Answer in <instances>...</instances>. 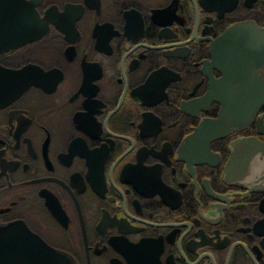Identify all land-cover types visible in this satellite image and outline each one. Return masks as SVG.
<instances>
[{
	"label": "flooded vegetation",
	"instance_id": "flooded-vegetation-1",
	"mask_svg": "<svg viewBox=\"0 0 264 264\" xmlns=\"http://www.w3.org/2000/svg\"><path fill=\"white\" fill-rule=\"evenodd\" d=\"M240 25L264 0H0V264H264V107L204 128Z\"/></svg>",
	"mask_w": 264,
	"mask_h": 264
},
{
	"label": "water",
	"instance_id": "water-1",
	"mask_svg": "<svg viewBox=\"0 0 264 264\" xmlns=\"http://www.w3.org/2000/svg\"><path fill=\"white\" fill-rule=\"evenodd\" d=\"M245 31H248L247 34ZM218 47L221 48L217 53L220 57L218 64L223 76L214 82L212 96L221 103L222 110L220 119L207 123L204 128H216L221 134L238 128L241 123L248 124L264 107L260 61L264 59V29L240 25L228 31ZM254 145V140L235 144L233 165L228 168V177L246 175L248 169L251 171L254 164L252 159L257 152L253 151ZM248 146L250 149L246 150ZM239 166H243L241 171H238Z\"/></svg>",
	"mask_w": 264,
	"mask_h": 264
}]
</instances>
